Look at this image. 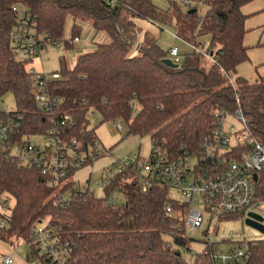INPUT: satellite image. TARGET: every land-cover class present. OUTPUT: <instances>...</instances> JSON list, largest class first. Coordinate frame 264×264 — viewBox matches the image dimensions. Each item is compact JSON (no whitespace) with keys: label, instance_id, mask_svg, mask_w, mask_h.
I'll use <instances>...</instances> for the list:
<instances>
[{"label":"trees","instance_id":"1","mask_svg":"<svg viewBox=\"0 0 264 264\" xmlns=\"http://www.w3.org/2000/svg\"><path fill=\"white\" fill-rule=\"evenodd\" d=\"M251 1L190 0L184 12L176 0L168 7L153 0H0V99L7 93L15 97L17 109L9 112L21 116L15 139L27 137L30 142L29 136L44 134L69 116L74 124L64 129V141L76 140L88 151L97 141L88 119L94 111L102 122L125 124V136L150 135L152 152L159 148L169 156L198 155L217 126L219 110L241 107L252 136L264 142V76L251 82L238 73L249 60L242 7ZM201 3L207 4L203 15L198 14ZM15 6L30 15L37 33L52 39L63 38L69 16L90 20L111 38L80 54L72 68L62 62L58 78L48 83L49 92L61 101L50 113L39 107L34 78L14 52L11 37L19 24ZM137 19L173 25L191 43L209 36L211 65L205 67L203 55L192 52L183 65L167 66L162 60L170 58L169 51L148 33L139 51L132 53L142 31ZM78 27H72L73 40L79 38ZM49 182L38 167L0 155V198L4 193L15 198L9 237H24L33 248L31 227L45 220L71 250L64 264H213L204 257L184 259L191 244L184 229L178 230L185 204L171 199L167 187L142 192L134 182L118 177L97 197L79 191L73 181L57 186ZM113 191L116 206L106 204ZM168 202L172 214L166 213ZM249 243L247 264H264V240Z\"/></svg>","mask_w":264,"mask_h":264},{"label":"built area","instance_id":"2","mask_svg":"<svg viewBox=\"0 0 264 264\" xmlns=\"http://www.w3.org/2000/svg\"><path fill=\"white\" fill-rule=\"evenodd\" d=\"M184 2L191 4L190 0ZM13 11L19 19L11 37L16 55L35 56L46 45L59 43V40L47 37L46 34L37 33L30 23V15L23 12L21 7L15 6ZM180 40L191 49L183 52L186 55L197 52L212 60L209 49L206 50L205 43H201L202 38L198 43H191L181 37ZM74 41H79V38H74ZM141 44L142 42L138 41L134 50L139 51ZM169 53L170 57H173L171 59L179 64V49L172 47ZM29 72L34 78L35 100L39 107L47 113L52 112L59 107L61 101L49 92L48 83L59 75L38 73L34 70ZM236 103L240 104L239 97L236 98ZM216 117L217 126L206 138L200 154L169 156L156 148L148 160H143L139 154L118 159L113 168L105 170L104 191L118 177L134 182L142 192H147L153 186L167 187L170 198L181 201L172 197L173 189L179 190L181 202L185 207L183 224L178 225V230L201 229L208 223L203 232L204 248L195 253V257L208 258L213 264H247L251 257L250 243H233L221 249L214 234L219 222L226 217L240 215L250 218L249 214L254 213L263 218L261 213L264 212V142L252 136L241 107L234 112L219 110ZM20 120L21 116H10L9 112L0 113V155L10 154L21 164L38 167L42 174L48 177L50 186L65 183L72 172L85 163L109 153L103 145L83 151L76 140L64 141V129L74 124V120L69 116H64L57 125L43 134L47 140L44 149L28 142L27 137L15 139ZM233 121L241 126L237 128ZM117 128L123 130V123L117 122ZM94 183L100 185L98 181ZM78 190L94 194L88 186ZM115 192L117 193L113 191L106 200L107 205L118 204V197L112 196ZM8 208V201L0 200V242L5 244L13 238L8 236L12 215L6 214ZM165 210L167 214L173 213L171 202L166 204ZM44 222L45 220L36 222L31 227V237L35 245L28 257V263L64 264L70 257L71 250L62 243L50 222L43 224ZM211 228L213 232H210ZM21 239L26 242L24 237ZM14 263L12 254H0V264Z\"/></svg>","mask_w":264,"mask_h":264},{"label":"rangeland","instance_id":"3","mask_svg":"<svg viewBox=\"0 0 264 264\" xmlns=\"http://www.w3.org/2000/svg\"><path fill=\"white\" fill-rule=\"evenodd\" d=\"M153 1L164 7H168L170 2V0ZM176 1L180 4V8L184 12L189 10V5L183 0ZM204 1L205 0H203V2ZM258 1L259 2L253 4V7H256L258 3H261L260 5H262V7L257 14L254 15L255 18L251 19L252 29H249L248 35L250 40L248 43L251 48L250 55L252 64H250L251 66H248L246 75L253 73L255 67L260 63L264 64V0ZM206 10L207 4L201 3L199 5L198 14L203 15ZM136 23L142 29L141 33L138 34L136 42H142L145 34L148 33L149 37L153 38L164 50L170 51L172 46L177 47L180 51L179 64L183 65L185 63L186 53L183 52H185V50L191 51V49L182 43L180 40L181 33L176 31L173 25L159 26L148 20L140 19H137ZM74 24L79 26V41L73 40L72 27ZM110 41L111 38L109 35L105 32L96 30L90 20L69 16L66 22L63 38L59 40L58 44L46 45L41 48L39 53L35 56L18 54L16 57L17 59L26 62V67L29 71L34 70L38 73L44 72L52 75L53 73L60 72L63 61H65L68 68H72L80 54L95 50L99 43H108ZM67 42H70L72 45L68 46ZM202 42L205 43L204 48L208 50L210 46V37H203L201 43ZM199 46L202 47L201 44H199ZM136 52L137 51L133 50L132 53ZM211 63L210 59L204 56L202 57V64L205 67L208 68ZM16 109L17 104L12 93H7L0 99L1 112H11ZM88 119L89 128L94 129L96 132V145H103L109 153L97 157L92 162H87L85 165L75 170L66 182L73 181L76 189H83L88 186L97 197H101L104 196L105 193L103 185L106 174L105 170L113 168L114 163L117 162L118 159L121 160L126 157H135L138 154L143 160H148L153 150V144L150 135L125 136L127 133L125 124H123V130H119L117 128V123L115 122H102V117L97 112L91 111L88 114ZM232 123L235 124L237 128L241 126V124L236 121H233ZM29 137L32 144L39 145L42 149L45 148L47 140L43 134L31 135ZM95 181H98L100 185H96L94 183ZM112 196L117 197V193H113ZM172 197L182 201V196L177 189H173ZM0 200L8 201L9 208L6 211V214L10 215L15 206L14 196L10 193H4ZM261 215L264 218V212H262ZM247 219L246 216L240 217V215H235L223 218L219 222L214 238L221 249H225L233 243H249L264 240V231L250 224ZM45 223L46 221L43 224ZM207 224L208 223L206 222L205 226L201 229H185L184 234L191 240L189 246L190 250L183 253L184 259L187 262L195 261V253H199L203 250V232L206 230ZM259 224L264 227V219ZM210 232H213L212 228L210 229ZM168 239L170 238L168 237ZM31 251V246L21 238L13 237L9 239L6 244L0 242V254H12L15 258L14 264H29L28 257L31 255Z\"/></svg>","mask_w":264,"mask_h":264},{"label":"crops","instance_id":"4","mask_svg":"<svg viewBox=\"0 0 264 264\" xmlns=\"http://www.w3.org/2000/svg\"><path fill=\"white\" fill-rule=\"evenodd\" d=\"M165 1V0H164ZM256 2H259L258 0H253L247 4H245L242 7V11L244 14L247 15V19H246V27L248 28V32L245 35L244 38V43L246 44V46H248V55H249V60L247 62L242 63L239 67H238V73L240 76L245 77L246 79H248L251 82L256 81L260 76H264V64L260 63L258 66L255 67L254 72L251 74H247L246 70L248 68V66H251L250 64H252V60H251V55H250V45H249V29L251 30L252 28V22L251 19L255 18L254 15L257 14V12L261 9L262 5H260L261 3H258L256 5V7H253V4H255ZM156 3V2H155ZM162 6V5H161ZM164 7V6H162ZM260 17V16H257ZM256 17V19H257ZM262 18V17H261ZM80 40V37H79ZM175 47V46H172ZM171 47V48H172ZM170 48V49H171Z\"/></svg>","mask_w":264,"mask_h":264},{"label":"water","instance_id":"5","mask_svg":"<svg viewBox=\"0 0 264 264\" xmlns=\"http://www.w3.org/2000/svg\"><path fill=\"white\" fill-rule=\"evenodd\" d=\"M189 12H193V10L189 11ZM162 61H163L164 64H166L167 66H170V67H175L176 68V67L179 66L178 63L174 62L171 58H165ZM249 215H250V218H248L247 221L250 224H252V225H254V226H256V227H258V228H260L261 230L264 231V227L259 224V223H261L263 218L261 216H259V215L254 214V213H250Z\"/></svg>","mask_w":264,"mask_h":264}]
</instances>
